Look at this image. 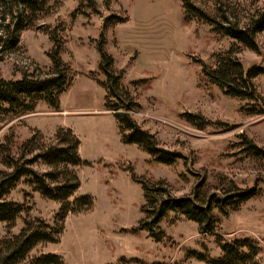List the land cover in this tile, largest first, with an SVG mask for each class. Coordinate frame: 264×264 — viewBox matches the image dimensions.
<instances>
[{"label":"rangeland","instance_id":"obj_1","mask_svg":"<svg viewBox=\"0 0 264 264\" xmlns=\"http://www.w3.org/2000/svg\"><path fill=\"white\" fill-rule=\"evenodd\" d=\"M46 1L44 13L19 33L16 47L0 53V79L48 77L53 71L48 57L53 33L62 45L60 59L69 87L59 98L58 111L39 102L22 116L0 112V172L10 171L2 165V147L17 158L34 132L53 144L57 130L70 129L80 142L84 163L73 168L80 181L73 198L88 195L93 207L69 214L58 243L38 245L21 264L42 254L58 255L65 264H206L188 256L195 252L216 260L222 255L220 245L236 240L254 242L256 262L264 264V158L248 152L242 138L264 149V115L251 114L260 109L254 102L226 96L203 76L199 63L214 68L231 52L245 70L264 71V31L256 36L255 53L188 18L180 0H94L95 11L80 7L78 0ZM190 1L213 14L220 7L241 26L264 8V0ZM110 17L124 21L105 25L104 31V49L121 76L120 98L130 102L128 114L154 136L159 149L180 156L172 165L157 164L137 146L124 145L113 112L104 108L116 101H105L96 44ZM254 84L264 102V72ZM190 115L209 124L201 127ZM32 168L49 171L40 163ZM132 175L164 183L176 198L189 196L200 184L202 196L239 189H255L257 196L228 210L227 217L215 214L213 234H200L196 223L169 213L159 224L162 241L155 243L137 231L144 201ZM3 199L23 206V211L12 227L0 223V242L18 235L26 222L54 225L58 203L41 198L26 180Z\"/></svg>","mask_w":264,"mask_h":264},{"label":"trees","instance_id":"obj_2","mask_svg":"<svg viewBox=\"0 0 264 264\" xmlns=\"http://www.w3.org/2000/svg\"><path fill=\"white\" fill-rule=\"evenodd\" d=\"M80 7L96 10L94 0H78ZM188 18L195 19L212 28L214 33L231 39L244 48L259 53L256 36L264 31V8L256 12L241 26L222 10L213 14L196 6L190 0H180ZM219 1V0H218ZM46 0H0V53L5 49H13L18 43L19 33L33 26L37 15L44 13ZM6 16V17H4ZM121 18L110 17L102 27V33L96 44L99 55L98 71L105 78L103 88L106 91L105 101L114 99L116 102L105 103L104 108L113 112L121 142L124 145H135L149 155L153 162L162 165L174 164L180 156L176 153L159 149L153 135L141 130L128 114L131 111L129 101H124L119 95L120 74L113 70V60L104 49V31L107 25L123 23ZM106 25V26H105ZM54 44L49 54L52 73L43 79H34L23 75L16 81L0 79V112L13 116L31 113L37 103L44 102L58 111L59 98L68 89L67 69L61 62L62 45L55 34L50 33ZM202 74L211 84L223 93L238 100L251 101L260 106L252 111V115H264V102L254 84V79L263 74L260 67L245 70L231 52L219 58L214 68H209L199 62ZM190 118L204 127L209 124L201 116ZM245 149L259 158H264V149L257 147L245 136ZM80 142L70 129H59L55 132L54 143L46 144L39 132H34L31 138L19 148L18 157L10 154L9 147H2L4 158L2 165L10 170L0 172V223L12 227L23 211V206L5 201L3 198L15 189L22 180H26L33 191L41 198L58 203L59 209L54 218V225L48 226L41 220L26 222L18 235L5 238L0 242V264H21L31 251L38 245L56 244L63 231L64 220L69 214H80L91 210L93 200L88 195L73 198L80 188V181L73 168L80 167L82 161L78 150ZM4 150V151H3ZM42 164L49 171L39 173L33 165ZM133 181L140 185L143 206L140 208L144 218L139 222L137 231H144L148 238L160 243L163 233L159 224L169 213L184 217L198 225L200 234H213L216 230V215L227 217L228 210H237L241 205L257 196L255 189H239L224 195H201L202 184L195 187L189 196L174 197L164 183L151 184L145 179L132 175ZM70 201V199H72ZM221 257L210 260L205 254L191 252L190 256L206 264H258L256 257L258 248L249 240H236L220 245ZM28 264H65L60 256L42 254L34 257Z\"/></svg>","mask_w":264,"mask_h":264}]
</instances>
